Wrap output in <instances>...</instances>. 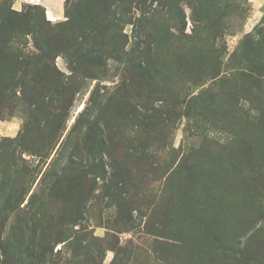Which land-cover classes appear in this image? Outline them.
I'll use <instances>...</instances> for the list:
<instances>
[{
  "label": "rangeland",
  "instance_id": "rangeland-1",
  "mask_svg": "<svg viewBox=\"0 0 264 264\" xmlns=\"http://www.w3.org/2000/svg\"><path fill=\"white\" fill-rule=\"evenodd\" d=\"M30 1L0 0V264H264V0Z\"/></svg>",
  "mask_w": 264,
  "mask_h": 264
},
{
  "label": "crops",
  "instance_id": "crops-1",
  "mask_svg": "<svg viewBox=\"0 0 264 264\" xmlns=\"http://www.w3.org/2000/svg\"><path fill=\"white\" fill-rule=\"evenodd\" d=\"M30 2L41 4L47 9L48 14H52L53 18L56 19V17H59L61 15V10L63 11L62 7L64 5L65 0H32ZM10 125L11 124L5 126L4 128L7 129Z\"/></svg>",
  "mask_w": 264,
  "mask_h": 264
},
{
  "label": "trees",
  "instance_id": "trees-1",
  "mask_svg": "<svg viewBox=\"0 0 264 264\" xmlns=\"http://www.w3.org/2000/svg\"><path fill=\"white\" fill-rule=\"evenodd\" d=\"M14 55H15L14 58H13L14 62L16 60H17L16 62H20L19 60H20L21 57L19 56V54L15 53ZM72 237H73V235L70 233L67 238H62L60 241H63L65 239H69V238H72ZM84 240H85V238H84ZM75 242H77V240ZM31 259H34L36 264H54L52 256H50V258H49V255H40L39 256L34 251L30 252V260H28V261H30V264H33V261Z\"/></svg>",
  "mask_w": 264,
  "mask_h": 264
}]
</instances>
